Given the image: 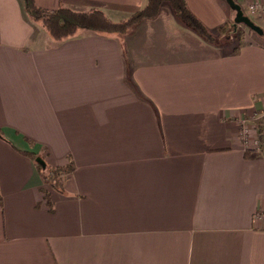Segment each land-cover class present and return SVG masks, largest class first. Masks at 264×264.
Returning <instances> with one entry per match:
<instances>
[{
    "label": "crops",
    "instance_id": "obj_1",
    "mask_svg": "<svg viewBox=\"0 0 264 264\" xmlns=\"http://www.w3.org/2000/svg\"><path fill=\"white\" fill-rule=\"evenodd\" d=\"M230 1L262 31L236 52L167 5L122 35L54 43L0 0V264H264V146L237 126L264 115V0ZM34 2L116 23L146 0ZM186 5L210 31L238 27L226 0ZM24 152L73 166L50 206Z\"/></svg>",
    "mask_w": 264,
    "mask_h": 264
},
{
    "label": "trees",
    "instance_id": "obj_2",
    "mask_svg": "<svg viewBox=\"0 0 264 264\" xmlns=\"http://www.w3.org/2000/svg\"><path fill=\"white\" fill-rule=\"evenodd\" d=\"M21 1L26 16L32 22L38 23L54 43L73 38L79 32H90L98 35H122L128 29L143 21L154 20L163 5H167L173 16L184 27L204 42H215L212 33L188 10L186 0H146L142 8L132 12L127 19L116 23L110 21L103 12L95 9L86 12L72 11L62 7L55 10H46L37 7L34 0ZM230 32L228 23L216 30L218 35ZM235 33H237L236 30ZM243 45L244 42H241L240 46L235 47L233 52H236ZM255 132L261 150L264 146V125L258 122ZM23 155L33 162L36 171L42 176L44 188L41 189V192L45 203L50 206V191H62L67 177L73 172L72 164L69 163L64 167H49L39 155L28 152H24ZM243 155L248 158L250 151L245 150ZM36 159L42 160L44 165L37 163Z\"/></svg>",
    "mask_w": 264,
    "mask_h": 264
},
{
    "label": "rangeland",
    "instance_id": "obj_3",
    "mask_svg": "<svg viewBox=\"0 0 264 264\" xmlns=\"http://www.w3.org/2000/svg\"><path fill=\"white\" fill-rule=\"evenodd\" d=\"M242 13L246 16L251 18L250 14L246 11L245 8H241ZM233 14V13H232ZM232 24L233 22H228V25L230 26V33H226V34H221L218 35L216 33V31H210L212 33V35L214 36L215 42L216 43H221L223 45L226 46H231V47H237L240 46L241 42H244V31L248 34L249 30L248 28H246L245 26L242 25H237L238 27H236V32L235 30L232 28ZM252 39H254L255 41L258 40L257 38V34L252 32ZM263 117L260 116H256V115H251V117L248 119L244 118L243 116H240V118L238 119V137L242 138V136L240 135L241 133V124H240V120H244L246 119V123H245V127L247 128V134H246V138L248 140V144H244L243 141L241 140L240 143L242 144L243 147H249L251 146H255L256 148L259 146V142H258V137L257 134L255 132V128L256 125L259 123L264 125V115H262ZM264 138V136H263ZM264 141V140H263Z\"/></svg>",
    "mask_w": 264,
    "mask_h": 264
},
{
    "label": "water",
    "instance_id": "obj_4",
    "mask_svg": "<svg viewBox=\"0 0 264 264\" xmlns=\"http://www.w3.org/2000/svg\"><path fill=\"white\" fill-rule=\"evenodd\" d=\"M226 1L230 9L235 12L233 21L236 25H243L249 30H251L252 32L256 33L257 35H262V31L258 27L254 26V24L250 22L248 18L243 16L242 11L239 8V6L234 5L230 0H226ZM36 162L41 164L42 166L44 165V162L40 159H36Z\"/></svg>",
    "mask_w": 264,
    "mask_h": 264
},
{
    "label": "built area",
    "instance_id": "obj_5",
    "mask_svg": "<svg viewBox=\"0 0 264 264\" xmlns=\"http://www.w3.org/2000/svg\"><path fill=\"white\" fill-rule=\"evenodd\" d=\"M258 8H259V6L258 7L257 6H250L249 7V10L250 11H253V10L258 9ZM245 123H246V120L245 119L244 120H240V124L242 125L241 126V133H240V135L242 136V138H240V140H242L244 144H248V140L246 138V134H247V130L246 129L247 128L245 127ZM257 148L260 150V147L259 146ZM258 218H262V217H258Z\"/></svg>",
    "mask_w": 264,
    "mask_h": 264
}]
</instances>
